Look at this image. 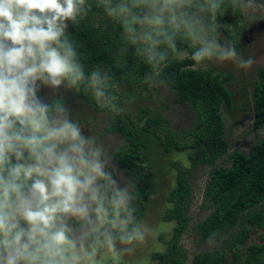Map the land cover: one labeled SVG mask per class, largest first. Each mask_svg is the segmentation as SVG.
Here are the masks:
<instances>
[{
    "label": "clouds",
    "instance_id": "9594fccd",
    "mask_svg": "<svg viewBox=\"0 0 264 264\" xmlns=\"http://www.w3.org/2000/svg\"><path fill=\"white\" fill-rule=\"evenodd\" d=\"M121 29L122 46L147 65L145 83L164 99L175 81L164 71L190 58L250 71L264 57H245L223 39L219 17L231 9L264 20V0H95ZM91 0H0V264H122L155 229L137 217L141 193L113 159L114 140L85 132L62 98L38 93L61 87L90 92L113 116L126 111L109 71L87 69L69 22ZM154 199V194H149ZM213 232L209 248L219 242Z\"/></svg>",
    "mask_w": 264,
    "mask_h": 264
},
{
    "label": "trees",
    "instance_id": "16d2710c",
    "mask_svg": "<svg viewBox=\"0 0 264 264\" xmlns=\"http://www.w3.org/2000/svg\"><path fill=\"white\" fill-rule=\"evenodd\" d=\"M91 3L93 7L88 16L76 24L77 29L69 32L70 38L78 45L77 50L85 67L91 69L100 66L109 71L116 85L144 81L150 71L148 66L140 62L131 49L124 55H118L122 46L120 26L116 24V28L115 22H111L102 8L95 6V0H91ZM230 16L231 9L219 17L223 28ZM193 65L190 58H184L170 62L164 69L175 81L173 93L178 101L194 112L191 127L174 129L171 120L161 113L162 108L153 109L147 105L140 106L135 118L126 111L115 116L105 129L108 134L124 138V142L117 146L119 151L115 153L113 161L136 180L142 197L136 202L140 204L137 212L139 219H142L149 206V194H157L155 188L158 186L159 173L165 166L174 172L176 183L166 197L169 207L165 212V220H174L176 223L167 249L157 251L152 256L157 264L186 262L187 255L180 240L189 226L188 210L192 204L193 179L200 167L213 168L207 180L204 201V207L212 211L198 224L202 239L206 240L211 233H218L239 221L243 224L250 221L264 228V139L254 144L249 154L239 149L229 154V166L217 165L229 152L222 107L223 104L233 103L232 92L227 85L232 75ZM258 72L261 79L255 84L254 90L255 129L264 127V68ZM77 94L80 99L91 101L97 112L107 111L96 104L90 92L81 91ZM121 101L124 103L122 97ZM180 138L184 140L179 141ZM174 150L186 153L190 164H184L181 159L166 164L167 155ZM139 169L144 170L140 172ZM260 204L261 210L258 211L256 209ZM250 234V226L244 225L232 239L231 248L238 249L235 253L237 259L240 258L239 246ZM247 254L243 264H262L264 243L250 245ZM191 264H226L225 255L199 253Z\"/></svg>",
    "mask_w": 264,
    "mask_h": 264
},
{
    "label": "rangeland",
    "instance_id": "374dc122",
    "mask_svg": "<svg viewBox=\"0 0 264 264\" xmlns=\"http://www.w3.org/2000/svg\"><path fill=\"white\" fill-rule=\"evenodd\" d=\"M111 22L113 21L111 20ZM219 23L221 25L222 38L235 40L238 51L245 57L249 55H255L256 58L264 57V20L250 22L240 16L239 13H232V16L228 18L225 24L227 31L223 28V23L221 21ZM74 29H77V25L69 22L68 33ZM200 67L212 70L215 73L221 72L224 75H232L227 85L232 92L233 103L231 105L223 104L222 107L226 122L225 136L229 144V152L217 164L218 166H229V154L237 149L249 154L251 147L264 139V127L260 129L254 128V90L255 84L261 79L258 70L264 68V63L254 65L247 72L236 69L231 63L221 65L216 62H206ZM116 91L124 99V102L131 101L130 103H124V106L126 112L133 117L139 114L140 106L149 105L153 109L162 108L160 110L161 113L171 120L172 128L174 129L185 130L193 125L194 112L185 103L179 102L174 93L161 99L159 90L150 88L145 83V80L118 84ZM38 95L48 103H51L53 98H62L66 107L71 110L73 118L81 124L86 133L95 135L101 140H114L116 147L124 142V138L121 135L105 132L106 127L110 125L115 116L108 111L97 112L91 101L80 99L77 93L61 87L59 93L56 94L48 88H42ZM162 131L164 132V130ZM183 140V138L179 139V141ZM186 157V153H179L174 150L169 152L165 163L169 165L175 160L181 159L184 164L189 165L190 163ZM113 163L115 164L114 161ZM115 166L125 177H131L125 169H120L116 164ZM212 169V167H200L197 171V176L193 179L192 204L188 210V215L190 216L189 226L180 240V245L187 255L185 264H191L197 254L204 252L214 255H225L226 264H243L248 255V247L252 244L264 243V238L262 237L264 235L263 227H258L250 221H246L245 224L239 221L236 225L226 227L218 232L217 240L219 244L215 248H209L206 244L207 239H202L199 232L198 224L212 211V209L204 207L205 188ZM143 170L139 169L140 172ZM145 171L148 172V170ZM157 183L158 186L155 188L157 194L154 199H151L141 219L150 224L155 231L149 236L146 243L138 246L132 255L126 256L122 264H157V261L152 257L153 254L167 249L168 240L173 234L176 223L174 220H165V212L169 207L166 197L176 183L174 172H172L171 168L166 169L165 166L164 170L159 173ZM261 206L260 204L256 210H261ZM136 207L138 212L140 204L136 203ZM244 225L250 226L251 234L239 246L240 258L237 259L235 253L238 249L231 248V242ZM262 258V264H264V256Z\"/></svg>",
    "mask_w": 264,
    "mask_h": 264
}]
</instances>
